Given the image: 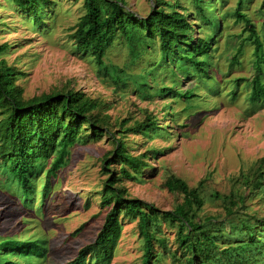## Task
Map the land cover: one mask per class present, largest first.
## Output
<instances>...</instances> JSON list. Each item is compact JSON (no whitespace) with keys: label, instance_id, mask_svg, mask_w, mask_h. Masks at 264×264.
I'll return each instance as SVG.
<instances>
[{"label":"trees","instance_id":"1","mask_svg":"<svg viewBox=\"0 0 264 264\" xmlns=\"http://www.w3.org/2000/svg\"><path fill=\"white\" fill-rule=\"evenodd\" d=\"M7 1L16 13L31 21L34 31L48 29L44 18L47 11L55 6L53 1ZM249 1L236 0L235 7L223 13L221 8L226 6V0H152L149 12L140 16L127 0H81L82 15L69 29L72 49L80 56L92 58L96 75L111 83L117 92L131 86L141 99L154 96L167 100L162 111L166 126L162 127L147 110L144 118L134 121L130 127L127 126L130 118L113 122L106 113L110 102L92 98L68 85L25 98L22 87L17 84L24 73L0 59V199L5 202L0 203V264H21L17 259L24 264H35L30 261L32 258L41 260L47 255V241L22 237L24 233L13 224L11 214L15 216L23 210L31 212L37 194L35 182L45 173L40 206L35 211L42 214L47 208L51 180L66 166L70 149L78 144L98 141L104 136L112 146L102 167L107 175L100 191V207L106 209L104 222L93 243L81 249L76 259L67 264L109 263L120 238L124 218L137 220L143 249L141 264L159 262L161 253L156 251L155 245L162 249L163 254L170 255L171 264H260L264 261V218L257 220L243 215L246 197L264 187V156L246 174L237 177V181L245 186L243 189L229 195H211L212 199L223 201L225 220L216 224L211 223L214 220L210 218L205 222L197 220L204 204L199 194L200 187L190 188L175 176L168 177L164 187L181 195L182 200L168 212L158 211L140 200L126 198L127 192L122 186L124 180L141 181L144 170L152 168L147 161L161 153L151 148L134 156L128 148L129 134L150 139L171 137L170 131L177 125V113H173L172 104L181 100L187 103L184 108L188 111L205 101L199 99L194 83L203 86L208 96L212 94L215 97L218 93L219 80L213 70V58L223 37V19L243 23L249 32L247 38L254 44L252 66L256 72L250 84L254 91L250 101L261 102L264 83L259 75H262L264 66V25L261 34L254 32V25L244 9ZM263 7L264 0L258 14H264ZM114 40L124 43L131 65L148 58L138 74L128 75L124 69L104 62ZM11 48L6 43L0 44V56ZM241 51L239 46L238 54ZM235 61L236 58L232 59L228 67H232ZM161 72L170 80V85L163 78L157 84L158 73ZM189 76L192 81L183 90L180 78L184 80ZM172 88L177 91H171ZM235 95L236 90H233L232 100ZM262 105L261 102L256 110ZM201 184L202 181L199 186ZM1 208H8V211ZM163 223L176 230L175 251L166 246L160 229ZM226 225L228 235L223 231ZM231 236H238L236 240L239 241L221 249L218 243L228 241Z\"/></svg>","mask_w":264,"mask_h":264},{"label":"rangeland","instance_id":"2","mask_svg":"<svg viewBox=\"0 0 264 264\" xmlns=\"http://www.w3.org/2000/svg\"><path fill=\"white\" fill-rule=\"evenodd\" d=\"M51 1L55 6L47 11L44 18V25H48V29L34 31L30 20L16 13L7 0H0V44L12 46L0 59L24 73L17 82L23 89V96L31 98L68 85L92 98L110 102L106 113L113 122L130 118L127 124L130 127L134 121L142 120L147 110L156 117L159 126H166L162 111L167 100L154 96L152 99H141L131 86L117 92L111 83L96 75L92 58L80 56L72 49V42L68 39L69 29L82 15L81 0ZM127 1L140 16H145L149 6H152V0ZM226 1V6L221 8L223 13L236 4V0ZM262 2L251 0L244 8L254 25V32L259 34L264 25V14H258ZM223 27V37L213 58V70L219 80L218 93L215 97L211 94V98L203 86L193 82L199 99L205 101L195 104L196 110L188 111L184 108L187 103L181 100L172 104L173 113H177V125L170 131V138L155 136L150 139L129 134L128 148L134 156L151 148L161 153L147 161L152 168L144 170L141 181L124 180L122 183L127 192L126 198L153 205L161 212L172 211L182 200L181 195L173 194L164 187L168 177L175 176L190 188L200 187L199 194L204 204L197 214V220L205 222L206 218H210L214 220L211 221L213 224L225 219L222 199H212L211 195H229L243 189L245 186L237 181V177L246 174L264 156V93L261 95L262 108L256 110L261 102L250 101V95L254 96L250 84L256 75L252 66L254 44L248 40L249 32L244 29L246 26L243 23L223 19ZM122 43L114 40L104 62L124 69L128 75L138 74L148 58L144 57L137 65H131L127 48ZM239 46L242 49L240 54L237 52ZM231 58H236L237 64L235 61L232 67H228ZM158 75L157 84L163 78L170 85V80L163 77L165 74L161 72ZM259 78L264 83V66ZM189 81H192L190 76L184 80L180 78V87L185 90ZM233 90H236L234 100L231 99ZM171 91L177 90L172 88ZM207 96L209 99H206ZM111 149L105 136L98 141L74 146L70 149L66 166L51 180L46 210L42 214L35 213L46 182L43 173L35 182L37 194L31 212L23 210L15 216L11 214L13 224L24 233L22 237L44 238L47 241V255L41 260L32 258V263L67 264L76 259L81 249L93 243L106 214V209L100 207V191L107 177L102 168L103 160ZM0 203H5L2 198ZM245 206L244 217L263 219L264 187L248 195ZM1 209L8 211V208ZM18 215L20 217L16 218ZM121 223L120 238L107 264H141L143 249L142 240L138 237L137 220L124 218ZM160 229L164 233L166 246L170 251H175L176 230L165 223L161 224ZM228 229L227 225L223 228L227 235ZM236 239L238 236H231L228 241L222 240L218 244L223 249L236 244L239 241ZM155 249L161 253L157 264H171L169 254H163L157 245ZM16 261L24 264L20 259ZM260 264H264V261Z\"/></svg>","mask_w":264,"mask_h":264}]
</instances>
